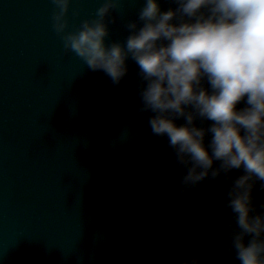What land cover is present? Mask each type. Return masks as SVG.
<instances>
[{
	"label": "water",
	"instance_id": "1",
	"mask_svg": "<svg viewBox=\"0 0 264 264\" xmlns=\"http://www.w3.org/2000/svg\"><path fill=\"white\" fill-rule=\"evenodd\" d=\"M100 2L73 0L69 28ZM140 2L123 0L109 40ZM52 9L0 0V264H239L226 193L242 169L181 191L184 168L140 111L135 62L119 83L90 69L64 48Z\"/></svg>",
	"mask_w": 264,
	"mask_h": 264
},
{
	"label": "clouds",
	"instance_id": "2",
	"mask_svg": "<svg viewBox=\"0 0 264 264\" xmlns=\"http://www.w3.org/2000/svg\"><path fill=\"white\" fill-rule=\"evenodd\" d=\"M73 0H52V27L66 50L119 83L135 62L140 111L184 168L181 191L231 178L229 246L239 264H264V0H141L126 35L109 40L123 0H101L69 28ZM241 101L243 103L241 104ZM180 264H205L199 256Z\"/></svg>",
	"mask_w": 264,
	"mask_h": 264
}]
</instances>
